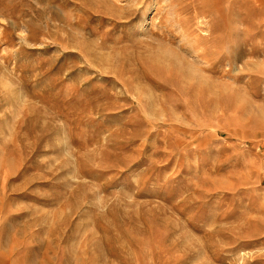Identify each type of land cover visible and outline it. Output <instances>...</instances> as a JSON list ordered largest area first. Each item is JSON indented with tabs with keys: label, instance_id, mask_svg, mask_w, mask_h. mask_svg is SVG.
Segmentation results:
<instances>
[{
	"label": "rangeland",
	"instance_id": "rangeland-1",
	"mask_svg": "<svg viewBox=\"0 0 264 264\" xmlns=\"http://www.w3.org/2000/svg\"><path fill=\"white\" fill-rule=\"evenodd\" d=\"M0 264H264V0H0Z\"/></svg>",
	"mask_w": 264,
	"mask_h": 264
}]
</instances>
